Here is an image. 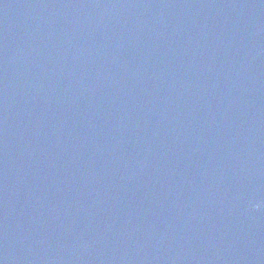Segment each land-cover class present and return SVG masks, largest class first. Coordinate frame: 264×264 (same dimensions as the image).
Returning a JSON list of instances; mask_svg holds the SVG:
<instances>
[{
    "label": "water",
    "instance_id": "1",
    "mask_svg": "<svg viewBox=\"0 0 264 264\" xmlns=\"http://www.w3.org/2000/svg\"><path fill=\"white\" fill-rule=\"evenodd\" d=\"M0 264H264V0H0Z\"/></svg>",
    "mask_w": 264,
    "mask_h": 264
}]
</instances>
